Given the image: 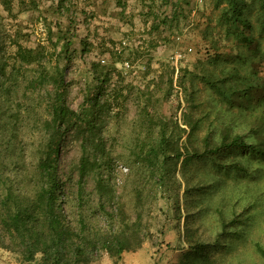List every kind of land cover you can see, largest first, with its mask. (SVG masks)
<instances>
[{
  "label": "trees",
  "instance_id": "trees-1",
  "mask_svg": "<svg viewBox=\"0 0 264 264\" xmlns=\"http://www.w3.org/2000/svg\"><path fill=\"white\" fill-rule=\"evenodd\" d=\"M53 1L57 12L62 8L66 12L71 8L77 11L76 1L67 0L68 5H64L65 0ZM254 1L259 6L257 18L264 34V0H214L216 7L224 3L218 21L224 26L225 34L235 40V45L247 43L248 46L253 42L249 33L251 24L244 13L250 10ZM116 2L120 4V0ZM180 2L186 0L173 3L176 7ZM0 4L5 11L11 10V0H0ZM78 10L84 12L82 8ZM172 14L159 18L158 26L168 18L172 19ZM118 15L124 16V10L118 11ZM44 20L48 42L56 46L62 40L59 55L68 60L71 35L67 32L75 19L67 14L63 22L54 23V30L50 27V16H44ZM26 36L17 29L9 39L11 51H4L0 45V249L13 254L19 264H103L104 257L109 264H123L124 252H137L148 240L154 249L150 253L154 263L160 256L155 255L166 254L162 249L164 246L175 251L168 264H223L224 255L217 256L215 252L228 247L225 238L240 236L243 229L238 226L245 225L250 218V213L245 212L248 206L240 211L232 208L229 215L217 207L218 230L212 238H204L190 225V220L202 209L192 193L203 186L191 185L183 192L185 222L182 233L177 231V243L172 247L163 238L166 225L169 228L168 224L180 217L176 197L171 206L172 215L165 213V222L158 225L160 241L157 245L148 219L152 211L150 199L149 204L146 203L154 194L151 195V190L145 193L144 185L152 180V184L163 188L161 194L167 205L172 199L166 190L173 177L172 168L177 164L185 181L193 178L186 167L194 159H207L215 169L246 173V165L242 166L240 162L246 163L249 157L256 162L264 161V139L249 142L243 135L232 134L229 125H224L214 137L208 127L199 147L184 145L181 151L178 137L184 129L171 125L177 127L173 141L174 129L168 128L169 122L160 117L154 121L146 110V104L152 100L151 94L138 88L145 100L141 110L144 127L140 132L143 136L136 139L137 150L128 164L134 173L130 186L126 189L125 185L117 191L111 176V157L101 140L102 129L97 124L110 108L112 96L107 86L115 67L90 63L94 85L87 88L81 110L75 111L66 102L63 68L56 62L50 64L45 45L22 43L21 38ZM89 46L85 39L79 40L81 53L90 50ZM254 73L251 70L250 75L230 89L222 88L220 79H211L209 75L203 74L201 79L231 105L236 91L239 98L248 100L254 91L264 89L262 81H255ZM123 86H130V83ZM199 120L183 114L189 144ZM20 133L28 135L29 151L25 150L27 146L20 139ZM67 136L83 141L77 161L64 168L60 165L58 152L66 145ZM127 195L129 198L126 199ZM190 207L194 211L191 212ZM252 243L264 258V247L256 241Z\"/></svg>",
  "mask_w": 264,
  "mask_h": 264
},
{
  "label": "rangeland",
  "instance_id": "rangeland-1",
  "mask_svg": "<svg viewBox=\"0 0 264 264\" xmlns=\"http://www.w3.org/2000/svg\"><path fill=\"white\" fill-rule=\"evenodd\" d=\"M70 1H76L77 11L71 8L66 12L62 8L57 12L53 0H11L9 12L0 4V45L4 51H11L13 47L9 39L17 29L27 34L26 38L19 39L22 43L28 46L36 42L45 45L50 64L56 62L63 68L66 102L75 111L81 110L87 88L94 85L90 63L94 61L106 67H115L107 86L112 96L110 108L102 114L101 122L97 124L102 129L101 140L111 157V176L117 191L125 185L126 189L130 186L134 173L128 164L132 161V153L137 150L136 139L143 136V132H140L144 127L141 110L145 100L138 88L151 94L152 100L146 104V110L154 121L160 117L169 122L168 128L174 129L173 141L177 127L184 129L178 137L181 151L184 145L199 147L208 127L214 137L224 125H229L232 134L243 135L249 142L264 139V89L254 91L248 100L239 98L236 91L230 105L201 79V75H209L211 79H220L222 88L230 89L254 70L255 81H262L264 86V34L258 23L259 6L256 1L244 13L251 24L249 33L253 40L248 46L247 43L235 45V40L225 34L224 26L218 21L223 2L216 7L214 0H186L175 7V0L167 3H163V0H120V4L116 0ZM68 3L64 1V5ZM79 8L85 13L80 12ZM120 10H124V16L118 15ZM67 14L75 19V23L67 32L71 35L68 46L71 56L64 60L59 55L62 40L56 46L48 42L44 16H50V27L54 30V23L63 22ZM171 14L172 19L168 18L158 26L159 18ZM62 28L65 29L64 26ZM80 39L90 43V50L80 52ZM128 83L130 86H123ZM184 113L193 119L200 118L190 144L186 140L188 127L183 124ZM172 124L177 125L176 129ZM154 126L157 130V125ZM68 136L66 145L61 146L58 152L60 165L64 168L77 161L83 141ZM19 137L27 146L25 150L29 151L28 135L20 133ZM240 164L246 165V173L215 169L207 159H194L186 167L188 173L193 175L188 181L182 178L177 164L172 168L173 177L169 190H166L172 199L167 205L164 194H161L163 188L148 180L144 191L151 190V195L154 194L148 197L146 203L148 205L150 199L152 211L148 219L156 244L160 241L158 225L161 221L165 222V213L172 215L171 206L177 197L180 217L168 224L169 228L165 224L163 237L174 247L177 231L182 233L185 222L183 192L191 185L203 186L192 193V197L200 201L202 209L190 220L191 227H196L202 237L212 238L218 230L217 207L229 215L232 208L240 211L248 206L245 212L250 213V218L245 225L238 226L243 229L240 236L225 238L228 247L218 250L215 255H224L223 264H264V258L252 243L256 241L264 247V161L256 162L249 157L246 163ZM88 181L91 183V176ZM190 211H194V208L190 207ZM162 249L166 251L167 262L174 258V249L164 246ZM138 251L152 253L154 249L146 240ZM133 255L124 252L123 263H133ZM0 264L19 263L13 254L0 249Z\"/></svg>",
  "mask_w": 264,
  "mask_h": 264
},
{
  "label": "crops",
  "instance_id": "crops-1",
  "mask_svg": "<svg viewBox=\"0 0 264 264\" xmlns=\"http://www.w3.org/2000/svg\"><path fill=\"white\" fill-rule=\"evenodd\" d=\"M150 253L151 252L146 253V251H145V253H141L140 251L134 252L133 257H134L135 261L133 263H130V264H168V262L166 260L167 258L164 255V253H158L157 255H155V257L160 255L159 258H157L156 263H154V260H152ZM125 263H127V262L125 261ZM103 264H109V261L106 257H104Z\"/></svg>",
  "mask_w": 264,
  "mask_h": 264
},
{
  "label": "built area",
  "instance_id": "built-area-1",
  "mask_svg": "<svg viewBox=\"0 0 264 264\" xmlns=\"http://www.w3.org/2000/svg\"><path fill=\"white\" fill-rule=\"evenodd\" d=\"M179 56V55H178Z\"/></svg>",
  "mask_w": 264,
  "mask_h": 264
}]
</instances>
